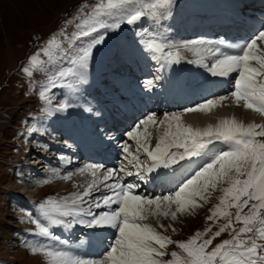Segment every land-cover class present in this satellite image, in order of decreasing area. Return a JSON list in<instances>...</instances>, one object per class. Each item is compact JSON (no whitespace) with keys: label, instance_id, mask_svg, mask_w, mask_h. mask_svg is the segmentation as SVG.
<instances>
[{"label":"snow or ice","instance_id":"snow-or-ice-1","mask_svg":"<svg viewBox=\"0 0 264 264\" xmlns=\"http://www.w3.org/2000/svg\"><path fill=\"white\" fill-rule=\"evenodd\" d=\"M172 4L173 0H98L87 18L77 25L78 32L73 37L75 41L86 37L88 42L78 45L62 33L68 41L67 49H63V41L53 36L39 53L29 57V66L23 71L31 76L33 69L39 71L46 65L56 69L40 93L49 104L50 88L61 85L79 91L78 86L87 83L95 50L105 43L109 31L118 30L123 24L134 25L146 15L159 22L171 14ZM100 30L105 34H100ZM142 42L151 58L160 64L159 70L165 65L180 64L185 59L181 50L191 52L195 59L188 60L189 64L201 65L213 77L231 81L228 94L204 99L182 112L164 113L159 119L156 113L140 118L126 132L127 141L121 145L122 159L117 167L88 164L78 170L93 178L83 192L49 197L38 204L39 218L32 220L35 234L50 243L33 245L31 252L42 254L46 264H264V124L226 117L200 128L185 124L182 119L185 113L207 114L222 106L229 96L235 106L264 117V26L244 43L227 45L230 51L222 50L221 45L226 44L223 39L215 43L204 39L170 43L165 37L149 34ZM41 53L48 57L46 61L39 58ZM209 57L210 66L205 63ZM144 87L151 90L155 84L148 79ZM73 106L61 103L49 114ZM150 128L156 133L154 146ZM103 145V139H99L97 146ZM193 163L196 167L188 170L187 166ZM150 175L152 180L172 185L168 194H141L140 182L148 181ZM133 176L136 182L126 181V177ZM222 185L226 186L220 187L222 195L207 220L215 223L223 219L225 223L214 233L209 227L187 241L175 242L182 254L172 252L171 259H160L166 255L167 245L174 242L144 221L149 216L169 215L175 220L177 214L199 207V201L208 199L209 190ZM94 191L100 195H94ZM236 224L241 226L237 228ZM58 226L66 230L77 226L93 231L111 229L114 239L102 259H85L70 250L69 241L54 234L52 229ZM226 231L231 238L210 247ZM80 243L86 241L82 239Z\"/></svg>","mask_w":264,"mask_h":264},{"label":"rangeland","instance_id":"rangeland-1","mask_svg":"<svg viewBox=\"0 0 264 264\" xmlns=\"http://www.w3.org/2000/svg\"><path fill=\"white\" fill-rule=\"evenodd\" d=\"M97 2L98 0H0V264H46L42 254H33L30 250L33 245L50 243L46 238L39 237L35 234L36 229L32 220L39 218L38 204L49 197L60 198L63 196L64 189L68 186L67 184H70L74 180L72 177L74 173L79 172V169L88 165L76 160L81 155L80 152H94L98 149L101 151V147L97 146L99 139H103L104 147L107 142L110 143L116 138L114 135L111 136V134H108L107 126L93 129L97 127V125L92 124V116L94 118V123L95 120H101L105 116V112L111 114L110 111L108 112L105 109L107 106L115 103L122 104L125 103L127 99H130V97H125V99L117 98L119 93L129 89V91L131 90L134 93L131 96L133 98L138 95V91H142V85L145 84L148 79L153 80L156 85L154 89L160 88L159 94H164L162 96L172 95V86H174V84L167 88H162L161 86L166 77L168 78L165 72L168 73L171 70L170 80L173 83H181L185 86L186 82L182 80L179 74L183 68L182 66H184L188 60L195 58L193 54L181 50V55L184 56L185 59L181 61L180 64L171 66L165 65L164 75H161V72L159 73L156 70L159 64L156 63L155 60L144 59V57L152 56L151 53L147 52L142 42L144 39L148 38L147 34L155 32L158 29L157 31L159 32L157 36L165 37L166 42L181 43L193 39H203L204 36L210 34V30L213 29L218 33V41L223 39L229 44V42L233 43L237 41L233 39V37L236 38L240 35L243 29L247 27L255 29L253 26L244 25V23H241L239 20H237V24L226 25L224 23V15H219L217 13L215 3L220 2L221 6L224 7L227 12L231 11L233 8L232 5L236 4L233 0H173L171 14L160 18L159 22H157L155 17L146 15L134 25L123 24L120 29L109 31L106 34L105 43L98 46L95 50L93 59L89 63L88 79L85 84H88V87L92 88V94H89L90 92L83 88L84 84L78 86V92L58 85L57 87L50 88L47 92L49 100L51 101L49 104L48 101L40 97V93L44 91L49 76L56 69L52 68L51 65H46L39 71L33 69V74L29 76L23 71V68L29 66V57L39 53L40 50L45 47L47 41L53 36H57L63 41L61 45L63 49H67L68 41H65L62 33L66 34L69 40L78 45L88 42V38L86 37L81 38L79 41L73 40V37L78 32L77 25L81 24L82 20L87 18ZM144 2H147V0H144ZM200 12H203L202 15ZM213 14H215L217 20ZM201 16H203V19ZM205 19L210 20L207 25L212 26L211 29L207 26H203L207 23ZM205 29H207V31ZM235 29H239V31L235 33ZM261 29L262 27L256 30V32L258 33ZM223 30L228 32L222 34ZM100 34H105L104 30H100ZM93 35L96 34L94 33ZM220 35L221 37H219ZM205 39L207 38L205 37ZM215 42L216 41H213V43ZM128 48H132V50H125L121 53L123 49ZM39 58L45 61L48 59V57L44 56L42 53ZM103 60H106V64L108 67L111 66L112 69L108 70L106 69L107 67L104 66L103 69H106V71H104L105 77L101 81L100 76L97 77V68L99 70L102 69L101 63H105ZM142 63L144 65L140 67ZM160 63L163 62L161 61ZM137 65L141 71L134 70V67L137 68ZM64 66H67L66 62ZM186 66L191 69H198L200 73H208L205 68H199V66L193 64H187ZM136 72L141 75L137 77ZM125 73H128V75L124 76ZM157 76H159L160 79H156ZM186 81L191 83L188 79H186ZM204 81L192 82L195 90L191 91V93L202 94L205 92V85L210 82V80L205 79ZM158 82L160 84H158ZM195 85L200 86L196 89ZM230 85L231 81L228 79L227 82L224 81L218 86L227 90ZM215 86L217 85H210V87L213 88ZM155 92L157 93V91ZM227 94L228 92L221 91L215 95L219 97ZM59 97L60 99H58ZM81 100L82 103L84 102L83 104L85 106H88L92 101L95 102L92 103L94 109L88 115H81L75 112ZM65 102L73 104L74 106L70 107L67 110L68 112L52 111V113L55 112L58 115H64L66 116L65 118L70 117V119H68L70 120L69 127L60 124L58 119L53 118L49 114V110H54L58 108L61 103ZM144 108L150 109V107H142L141 111H145ZM164 113L170 112L165 111L156 113L157 118H162ZM190 117L195 119L194 116ZM51 119L55 121L53 130L60 131V135L62 134L65 136L68 131V135H71L73 131H75V128H79L81 131H84L83 133L86 136H89L88 140L84 141L77 149L78 151L74 157H69V155L60 156L59 151L63 150V148L60 147L62 144L57 146L51 144L53 141H45L46 139L52 140L49 133L48 137L42 139L40 144H46V148L50 147L49 150L46 149L47 152H52L53 149L57 148L58 150L53 153L56 154L54 155L55 157L58 156L59 158H54L53 155L42 154L43 150H41V148H44V146H37L39 143L38 141L33 143L35 141L34 138H38L37 135L45 129L46 123L51 121ZM79 119L82 124L81 126L76 123L79 122ZM72 122H75L74 126ZM136 122L138 121L127 124L123 133L131 130ZM50 124L52 125V123H49V125ZM81 127L83 129H81ZM66 128L70 130L66 131ZM149 130L152 132L153 139V136H155V129L150 128ZM120 137L121 140L114 143L117 146V150H114V154H112L109 159L113 164L117 163V165H119L122 159L121 145L123 142L127 141L126 133L117 138ZM58 140L60 141V138L56 139V141ZM128 142L132 143L130 141ZM29 143L30 147H28ZM153 143L154 140H152V144ZM216 147L219 148L221 145L217 144ZM67 148L66 146L65 149ZM34 154L36 157H32ZM116 154L119 157L115 161L114 156L116 157ZM47 155L51 156V159L49 158L50 161L46 158ZM43 160L44 162H46V160L50 162L42 164L45 168L38 165ZM63 161L66 162V164H64ZM33 162L38 166H31ZM112 162L111 167H114ZM29 163H31V165ZM55 164L57 167H55ZM87 174L88 172H85L84 177H86ZM64 176H71V178L65 180L63 179ZM84 177V184L80 182L70 187L72 192H83L87 184L91 182V180L85 182L86 178ZM26 178H28V180H26ZM90 178L93 179L92 177ZM126 178H131L133 182L137 180L135 176ZM223 186L226 185L218 186L216 190H209L207 193L208 199L206 201H199L200 206L190 212L177 214L175 220L169 215L168 217L150 216L144 221L155 228L160 234L170 237L174 242L167 245L166 249H164L166 255L160 259L167 261L171 259L172 252L181 253V250L177 247L175 242L187 241L196 232H204V230L209 227H211V233H214L218 230L220 225L225 223L223 219L217 220L215 223L207 220V216L210 214L211 209L219 202V197L222 195L220 187ZM158 188L159 187H156V189H147L145 186L142 189L146 192L142 191L141 194L148 193L150 196H158L161 194H168L169 192H163L161 190L157 193L152 192L154 190L157 191ZM102 189L103 187L101 186V191H104V189ZM172 210H174V206ZM230 211L234 213L235 209H230ZM244 211L247 212V208H245ZM160 225H163V227ZM235 226L239 228L241 225L236 224ZM61 228L62 227L58 226L53 228L52 231L61 239L69 241L70 250H72L74 254L85 259L103 258L105 252L101 255V251L94 248L95 244L104 238L103 236H97V232L99 233V231L89 230L85 227H80V229L75 230V228L79 227H74L70 233L66 234V236H62L60 232ZM173 229H175V231H173ZM104 231L106 236H109L111 233L113 235V230L111 229ZM104 231L101 232L103 233ZM211 233H208V235H211ZM208 235L204 238L207 239ZM82 238H84L86 243H80ZM230 238V232L226 231L219 237H216L210 247H214L223 240ZM113 239L114 237L110 240L113 241ZM73 244L77 245V249L82 248L81 251L74 249ZM91 250L93 252H91ZM98 254L100 255L98 256Z\"/></svg>","mask_w":264,"mask_h":264},{"label":"bare ground","instance_id":"bare-ground-1","mask_svg":"<svg viewBox=\"0 0 264 264\" xmlns=\"http://www.w3.org/2000/svg\"><path fill=\"white\" fill-rule=\"evenodd\" d=\"M234 5H236V4H234ZM214 15V17H215V19L217 20V17L215 16V14H213ZM241 23H244V25H246V22L244 21L243 22V20L241 21ZM226 24V23H225ZM226 25H228V24H226ZM226 30V29H225ZM225 30H223L222 32V34H226V32H228V31H225ZM256 30H258V29H253V28H245L243 31H241V34L240 35H238L236 38H234L233 36V39H235V40H237V41H234L233 43H231V42H229V44L230 45H237V44H242V43H244V41H246V40H249L250 38H252L253 37V35L254 34H256L257 32H256ZM239 30L238 29H235V33H237ZM217 35H218V33L217 32H215L213 29H211L210 30V34H208L207 36H204V40H207V41H211V42H213V41H218V38H217ZM205 37L207 38V39H205ZM219 37H221V35L219 36ZM227 40V39H226ZM229 41V40H228ZM228 43H226L225 45H221V48H222V50H225V51H230V49H228L227 48V45H229ZM262 47H264V45H261ZM144 59H146V60H152V58H151V56H147V57H144ZM195 59V58H194ZM144 63V62H143ZM141 64L140 65V67H143V65L144 64ZM157 63V62H156ZM205 63H207V64H209V66H210V63H211V57H209L206 61H205ZM159 64V63H158ZM187 64H189L188 62L187 63H185V65L184 66H182L183 68H182V70H181V72H180V76L182 77V80L183 81H185L186 82V84H185V86H184V84H181V83H173L171 80H170V78H171V75H170V73L172 72V70L171 71H169L168 73L167 72H165V74H166V76H168V78L166 77V79H165V81L161 84V86H162V88H167V87H169L170 85H172V84H174V86H172V88H173V91H172V95L170 96L171 98H169L168 99V106H169V108H172V107H176V108H178V109H180V110H178V112H182L183 110L182 109H186V108H188V107H190V106H193V105H196V104H199L202 100H204V99H207V98H213V99H216V98H218L215 94L216 93H218V92H221V91H225V92H228V89L231 87V85L228 87V89L227 90H225V89H223L222 87H219L218 85H221V83H223L224 81L225 82H227L228 81V78H220V77H213L209 72H208V70L205 68V67H201L200 65H197V64H193V65H196V66H199V68H205V70L208 72V73H204V72H202V73H200V71L198 70V69H191V68H188L186 65ZM160 65V64H159ZM159 65H157V71L160 73L161 72V75L163 74L164 75V69L163 70H159L160 69V66ZM192 66V65H191ZM134 70L136 71V70H139V71H141V69L140 68H138V65H137V68H135L134 67ZM137 73V77L138 76H140L141 74L140 73H138V72H136ZM147 73V72H146ZM186 73V74H185ZM158 74V73H157ZM126 75H128V73H125V75L124 76H126ZM185 75H187V76H185ZM189 77V78H188ZM199 77V78H198ZM203 79H202V78ZM186 79H188V80H190V82L191 83H188L187 81H186ZM210 80V82H208L206 85H205V87H206V91L205 92H203L202 94L201 93H191V91H194L195 90V87L192 85L193 83L192 82H198V81H200V82H202V81H204V80ZM139 81V80H138ZM158 84H160L159 82H158ZM213 84H215V85H217V86H215L214 88L213 87H210V85H213ZM89 85L88 84H84V89L86 90H88L90 93L89 94H92L91 92V90H92V88H89L88 87ZM155 88H156V85H155ZM222 88V89H221ZM196 89H197V87H196ZM155 91H157V93L155 92ZM78 92V91H77ZM150 93L148 94V95H155V96H160L161 98H162V94H159V92H160V88L159 89H151L150 91H149ZM161 93H162V91H161ZM166 93V92H165ZM183 93H185V94H183ZM136 94V93H135ZM144 95H145V93H141V95H136V96H134L133 98H130L129 99V101L131 100V99H133V100H137V99H140V98H142V97H144ZM90 96V95H89ZM214 97H216V98H214ZM90 98V97H89ZM166 98H168V97H166ZM175 99L176 100V102H177V106H176V104H174V102L172 101V99ZM91 99V98H90ZM124 99V98H123ZM163 99V98H162ZM117 100H119V99H117ZM75 101V100H74ZM81 103L79 104V103H77V104H79V106H78V109H76L75 110V112L76 113H80L81 115H88L91 111H86L85 109L86 108H88L89 106L92 108V110L94 109V106H93V104L92 103H95V102H90L89 103V105L88 106H85L83 103H82V100L80 101ZM121 102V101H120ZM125 102V101H124ZM184 102V103H183ZM185 102H187L188 104H186ZM111 105V104H110ZM108 107V106H107ZM107 107L105 108L108 112H109V110L107 109ZM104 109V110H105ZM176 110V109H175ZM66 112H68V111H66ZM60 114V113H59ZM189 114V115H188ZM50 116H52L53 118H56V119H58V121H59V123L60 124H63L64 126H66V127H69L68 125H69V121L70 120H68V119H70V117L68 118H65L66 116H64V115H58L57 113H52V115H50ZM189 116V117H188ZM190 116H194V118L195 119H192ZM226 117H235L236 119H238V120H241V121H243L244 123H249V122H255V123H261V124H264V117H261V116H259L258 114H256V113H253V112H251V111H246V110H244L243 109V107L242 106H240V107H237V106H235L233 103H232V100H231V97L229 96V98L227 99V100H225V101H223V105L222 106H218V107H216V108H214L211 112H209V113H207V114H205V113H200V112H192V113H185V114H183V116H182V119H183V122L185 123V124H188V125H191V126H193V127H200V128H203V127H205V126H207V125H209V124H212V125H215V123L219 120V119H222V118H226ZM49 123H52V125L50 124L49 125ZM54 124H55V121L54 120H52L51 119V121H49L48 123H46V127H45V129L42 131V132H40L37 136H38V138L37 139H35L34 138V142L33 143H35L36 141H38L39 143L37 144V146H39V147H42V146H44V148H41V150H43L42 151V154H48V155H53V157L54 158H59L58 156H54V155H56V154H54L55 152L54 151H56V150H58L57 148H55V149H53L52 150V152L50 153V152H47L46 151V149H48L49 150V148L50 147H48V148H46L45 147V145L46 144H44V145H42V144H40V142H42V139H44V138H46V137H48V133H49V136H50V138L52 139L51 141H55L54 143H53V145H57V146H59V145H61V142L63 141V140H61L60 139V141L61 142H59V141H56V139L57 138H60L61 137V135H60V131H54L53 130V127H54ZM62 125V126H63ZM63 130H65L64 128H62ZM69 129V128H68ZM70 130V129H69ZM69 134V132H67V134L64 136V137H66L67 135ZM154 134H155V136H153V139L152 140H154V143H153V146H154V144H155V140H156V133L154 132ZM153 134V135H154ZM63 143V142H62ZM69 145V144H68ZM71 146V145H70ZM28 147H30V143H29V146ZM34 147V146H33ZM68 147V146H67ZM65 149V148H64ZM95 150V149H94ZM99 150V149H98ZM54 152V153H53ZM51 156H48V160H49V158L51 157ZM51 159V158H50ZM44 160H45V158H44ZM50 161V160H49ZM49 161H47L46 160V162H44V161H41L38 165H40V166H43L42 164H47V162H49ZM50 163V162H49ZM63 163L64 164H66V162H64L63 161ZM68 163V162H67ZM115 163V162H114ZM30 165H31V163H29ZM116 164V163H115ZM115 164H113V162H112V165H115ZM38 165H35V163L33 162L32 163V165L31 166H38ZM111 165V164H110ZM48 166V165H47ZM188 167V170H191L192 168H195L196 167V164L195 163H193V164H191V165H189V166H187ZM32 168V167H31ZM42 168H45L44 166L42 167ZM34 169V168H33ZM41 169V168H40ZM85 173V172H84ZM84 173L83 174H81V173H79V172H76V173H74V175L72 176L73 178H74V180L70 183V184H67L68 186H66V188L64 189V192H63V196H67V195H69L70 193H75V192H72L70 189V187L71 186H73L74 184H77V183H82V184H84L83 183V177H84ZM152 175H154V174H152ZM91 176L89 175V173L86 175V177H84V178H86L85 179V182H88V180L90 181V180H92L91 178H90ZM26 180H28V178H26ZM145 183H146V187H147V189H150V188H153V189H156L155 188V186L157 185V187H160V186H162V187H160V189H162L163 191H164V189L166 188V187H172V185L171 184H168V183H162L160 180H152L151 179V175L149 176V180L148 181H144ZM76 186V185H75ZM73 189V188H72ZM81 189V188H80ZM103 190V189H102ZM94 195H100V192H95L94 191V193H93ZM150 217V216H149ZM156 217V216H155ZM152 219V218H151ZM77 227H79V228H75V230H77V229H80V227H83V226H77ZM61 234H62V236L63 235H65L66 236V234H68V233H70L71 232V230H66V229H63V228H61ZM95 233V232H94ZM105 233V231L102 233L101 231H99V233L97 232V236H103V237H107L106 236V234H104ZM96 237V236H95ZM74 244H76V243H74ZM73 244V248L74 249H77V245H74ZM71 247H72V245H71ZM70 248V247H69ZM95 248V247H94ZM71 249V248H70ZM81 249L82 248H79V249H77L78 251H81ZM97 250V249H96ZM91 252H93L92 250H91ZM98 253V252H97ZM97 253H96V255H97Z\"/></svg>","mask_w":264,"mask_h":264}]
</instances>
